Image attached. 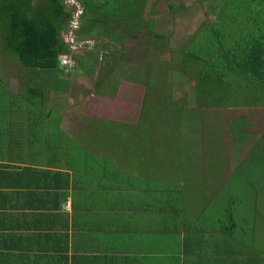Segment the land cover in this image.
Here are the masks:
<instances>
[{
	"label": "crops",
	"instance_id": "obj_1",
	"mask_svg": "<svg viewBox=\"0 0 264 264\" xmlns=\"http://www.w3.org/2000/svg\"><path fill=\"white\" fill-rule=\"evenodd\" d=\"M65 80L60 92L73 91L74 81L65 85ZM127 84L115 86L109 95H95L112 100L122 94L123 99ZM188 89L182 86L179 95ZM17 92L7 83L0 89V264L261 261L256 225L248 233L242 230L241 217L229 203L230 193L237 191L232 179L237 167L230 166L228 146L217 158L227 160L224 169L218 174L217 168H209L212 178L204 181V161L220 153L215 147L204 150V145L217 142L200 135L202 110L192 121L183 112L174 123L184 144L174 183L153 168L154 159L157 165L164 159L151 151L152 135L143 130L152 121L143 119L145 99L139 117L134 108L130 120L86 110L85 115L74 113L76 99L57 104L54 97L47 102L49 96L37 110L45 116L29 117L27 105L10 102ZM133 97L132 92L125 100ZM186 102L184 98V106ZM101 124L118 131L100 132ZM227 143L222 139L221 144ZM248 182L254 185L252 178Z\"/></svg>",
	"mask_w": 264,
	"mask_h": 264
},
{
	"label": "rangeland",
	"instance_id": "obj_2",
	"mask_svg": "<svg viewBox=\"0 0 264 264\" xmlns=\"http://www.w3.org/2000/svg\"><path fill=\"white\" fill-rule=\"evenodd\" d=\"M65 3L67 8L75 9L74 18L79 22L81 7L78 1L65 0ZM169 3L173 4V8L168 6ZM220 5L221 0H147L145 12L149 15L151 10H154L155 13L152 17L158 21L155 25V30L164 33L161 35L162 38L168 36V46L176 49L187 44L189 35L196 30L204 19L213 21L216 13L210 12L209 8L212 6L213 10L216 11ZM67 34L68 30L64 33V37L71 44L69 47L73 52H81L84 49L90 50L107 42L105 38L96 36L76 37L74 33H71L72 38V36H67ZM155 35L152 34L148 38L151 39ZM146 39L145 31L143 30L138 33L136 38L127 35L117 44L109 45L108 43V48L110 49H113L114 46L117 47V50H113V55L114 59H118L110 74L104 75L101 73L99 70L102 63L100 59L95 60V65L88 73L83 72L80 68L73 71L72 74L69 72V74L60 73V79L65 80L67 78V80L71 79V81H74L72 83L74 90L67 91V93H57L54 89H51L48 92L50 99L47 102L52 103L51 97H54L53 102L57 104L63 101L70 103V99L74 98L76 100H74L73 104H75L76 108H71L74 113L85 115L86 111H92L91 114L93 115L102 116L107 114L112 116L114 114L116 117L119 115L124 119L130 120L132 117L130 111L134 108L137 109L136 118L139 117L138 108L141 107L140 105L145 99V116L143 119L152 121L145 122L143 130L149 131L152 135L149 140L151 151L159 154L164 159L162 165H157V159H154L153 168L156 173L162 176L169 175L174 183L178 182L179 178V175H176L178 172L176 168L180 156L179 152L184 151V144L178 140L179 134L175 132L174 123L181 118L183 112H185V120L192 121L196 113H200L202 110L203 116L200 117L199 121H203V129L200 135L216 139L217 142L204 145V150H206L205 146L208 148L215 147L220 153L219 156L215 154L214 159L210 158V160L204 161L202 166L205 169L203 172L204 181L206 182V179L212 178V176L207 175L209 168H217L218 174L224 169L227 160H219L217 158L221 154H225V148L228 146L232 155V159L229 161L230 166L233 164L234 167H237L232 176V179L236 182L237 191L230 193L232 201L229 203H232L231 205L236 209L237 218L241 217L239 226L242 230L244 229L248 233L250 226L253 228L256 225L254 239L256 245L261 250H264V162L261 161L264 156L263 89H250L244 86L236 90L234 92L236 95L232 96L230 100L225 99L220 102L217 97L206 99L203 96V92L200 93L195 85L197 79H192L194 76L189 70L184 72L181 67H178L182 60L181 55L179 53L175 54L167 69L166 65L160 62L156 49L153 50L152 54L148 49H145ZM160 40L162 39L154 37L151 42L154 43ZM10 56L7 50L4 49L0 38V79L3 78L13 91H18L24 87L21 86V83L28 85V83L32 82L29 77L31 69L22 67L17 59ZM66 61L71 63L70 60ZM141 64L145 66L143 74L148 78L142 74L139 75V79L132 80L131 78L136 79V76L133 75V69H137ZM198 68L196 66L190 70L193 71ZM100 76L107 80L105 85L103 81L100 82L101 84L95 82L96 78ZM127 78L130 79L127 80ZM37 81L38 79L33 82ZM121 81H123V84H121ZM126 82L128 84L125 86L123 99H121L122 94L113 97L112 100L107 97L102 100L95 95L98 94L96 92L98 85L109 87L114 83L116 88H118L119 86L124 87ZM69 86H71L70 83ZM182 86L191 89L185 90L179 95ZM76 90L78 93H76ZM85 91H88L87 95L84 93ZM132 92L134 94L132 100H125L130 98ZM80 96L81 98L77 99ZM234 97H239L240 99L237 104L234 103ZM15 98L16 95L14 96ZM184 98L187 99V106L182 103ZM260 99H262L260 104H257ZM80 109L83 112H79ZM205 113L209 115L206 116ZM40 114L45 116L43 113L37 112L38 116ZM211 114L213 117L209 119ZM235 117L236 119H234ZM207 121L210 124H207ZM100 126V132H109L110 134L118 131L110 130L108 126L103 127L102 124ZM124 131L129 133V128H124ZM229 138L239 141L232 142V139L229 140ZM222 139H226L228 143L226 145L221 144ZM252 147L253 149L250 150L248 155V150ZM214 177L222 176L217 175ZM155 178L158 181L159 175H156ZM251 178L253 179V186L248 184ZM240 179L243 182L242 184L239 181ZM241 229L239 232L242 231ZM249 238L248 234L246 241Z\"/></svg>",
	"mask_w": 264,
	"mask_h": 264
},
{
	"label": "trees",
	"instance_id": "obj_3",
	"mask_svg": "<svg viewBox=\"0 0 264 264\" xmlns=\"http://www.w3.org/2000/svg\"><path fill=\"white\" fill-rule=\"evenodd\" d=\"M77 1L81 9L74 36H96L107 40L91 51L73 52L70 49L64 33L69 30L75 9L67 8L65 0H0L3 47L22 67L31 69L29 77L32 82L28 85L21 83L24 87L10 102L27 105L29 117L45 105L51 89L58 93L64 86L59 74L68 72L60 66L61 55H69L74 62L69 71L71 74L78 68L85 73L90 72L98 59L102 62L99 67L101 73L110 74L118 59H114L113 55L117 47L110 49L108 46L119 43L127 35L136 38L143 30L147 38L145 49L151 54L156 49L160 62L167 69L171 59L179 53L182 60L178 67L184 72L189 70L194 76L192 79H197L195 85L206 99L217 97L220 102L230 100L236 95L234 92L244 86L263 89L264 95V0H221L216 11L210 6L209 11L216 13L214 20L204 19L189 35L187 44L176 49L168 46L167 35L162 38L164 33L155 30L158 21L152 17L154 10L146 14L147 0ZM168 6L173 8V4ZM152 34L162 40L152 43L154 37L148 38ZM196 66L199 68L190 70ZM144 67L141 64L134 68L136 79H131H139ZM101 81L105 85L107 80L100 76L95 82L98 84ZM113 84L109 87L98 85L96 92L109 95L110 91H115L116 85ZM5 86L6 82L0 79V89ZM233 100L235 104L240 101L239 97ZM261 161L264 162V156ZM260 259L254 264H264V253Z\"/></svg>",
	"mask_w": 264,
	"mask_h": 264
},
{
	"label": "built area",
	"instance_id": "obj_4",
	"mask_svg": "<svg viewBox=\"0 0 264 264\" xmlns=\"http://www.w3.org/2000/svg\"><path fill=\"white\" fill-rule=\"evenodd\" d=\"M75 23V24H74ZM77 27V23H76V20H72L71 23H70V27H69V30H68V34L67 36H72V32L74 31V29ZM73 38V36H72ZM73 40V39H72ZM71 40V42H72ZM67 41V40H66ZM74 41V40H73ZM68 42V41H67ZM69 45H71L69 43ZM66 60H70L71 63H68ZM59 63H60V66L64 68V72H69L72 70V67H73V64L74 62L71 60L70 56L69 55H61L59 57ZM64 207H67L66 204H64Z\"/></svg>",
	"mask_w": 264,
	"mask_h": 264
},
{
	"label": "clouds",
	"instance_id": "obj_5",
	"mask_svg": "<svg viewBox=\"0 0 264 264\" xmlns=\"http://www.w3.org/2000/svg\"><path fill=\"white\" fill-rule=\"evenodd\" d=\"M74 19H75V18L73 17V19H72V20H74ZM72 20H71V21H72ZM70 23H71V22H70ZM76 23H77V25H78V21H76ZM69 27H70V24H69ZM73 33H74V32H73Z\"/></svg>",
	"mask_w": 264,
	"mask_h": 264
}]
</instances>
